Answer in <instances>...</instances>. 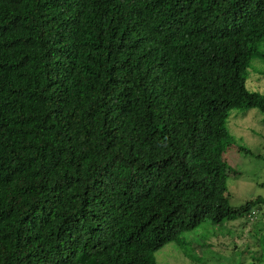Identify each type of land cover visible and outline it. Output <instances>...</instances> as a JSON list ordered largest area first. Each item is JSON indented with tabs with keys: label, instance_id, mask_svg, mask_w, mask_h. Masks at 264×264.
<instances>
[{
	"label": "trees",
	"instance_id": "trees-1",
	"mask_svg": "<svg viewBox=\"0 0 264 264\" xmlns=\"http://www.w3.org/2000/svg\"><path fill=\"white\" fill-rule=\"evenodd\" d=\"M263 40L264 0H0V264H157L255 217L226 153Z\"/></svg>",
	"mask_w": 264,
	"mask_h": 264
},
{
	"label": "rangeland",
	"instance_id": "rangeland-1",
	"mask_svg": "<svg viewBox=\"0 0 264 264\" xmlns=\"http://www.w3.org/2000/svg\"><path fill=\"white\" fill-rule=\"evenodd\" d=\"M264 51V40L260 43ZM247 86L264 94V60L255 58L248 69ZM264 115L257 109H234L228 128L251 153L228 151L229 165L238 172L227 180L229 203L264 198ZM182 240L167 243L154 256L157 264H264V207L255 217H238L215 224L203 221Z\"/></svg>",
	"mask_w": 264,
	"mask_h": 264
}]
</instances>
